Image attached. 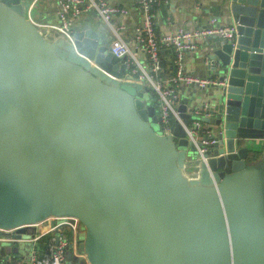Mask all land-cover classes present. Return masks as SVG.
<instances>
[{
  "label": "water",
  "instance_id": "water-1",
  "mask_svg": "<svg viewBox=\"0 0 264 264\" xmlns=\"http://www.w3.org/2000/svg\"><path fill=\"white\" fill-rule=\"evenodd\" d=\"M33 1L0 0V229L76 218L68 264H264V0H216L235 34L202 55L222 81L204 89L206 161L180 124L159 132L101 25L44 33ZM22 241L0 240V261L27 260Z\"/></svg>",
  "mask_w": 264,
  "mask_h": 264
},
{
  "label": "built area",
  "instance_id": "built-area-1",
  "mask_svg": "<svg viewBox=\"0 0 264 264\" xmlns=\"http://www.w3.org/2000/svg\"><path fill=\"white\" fill-rule=\"evenodd\" d=\"M166 1V0H165ZM155 0H134L138 16L133 27L132 41L124 39L121 31L126 29L124 21L114 20L115 16H127L129 9L122 5L111 3L109 0H57V23L55 29L72 39V31L78 17L85 12L95 11L111 28L115 38L110 44L111 52L122 59L126 73L131 79L141 82L147 87V92L152 95L150 104L154 105L160 117L158 130L172 137L176 124L184 130L186 141L194 146L193 157L206 161L204 156L209 144L215 140L214 132L201 119L207 115V104L191 103L187 105L190 117L185 123L178 109L183 97L180 96L179 86L185 84L204 90L222 81L217 77L196 76L186 72L184 63L185 54L197 51L201 39H207L212 34L223 38H233L235 26L219 22L217 15L211 14L207 23L197 28L179 27L171 32L158 33L154 26ZM206 41V40H205ZM141 51L142 57L138 55ZM165 53V56L162 54ZM167 63H166V62ZM209 58L203 57L204 64ZM37 224L43 226L36 234L25 237L26 232H17L13 229H0V240L17 243L19 239L31 241L32 248L27 260H20L19 264H67L66 253L71 249L72 255L79 256V232H83L81 223L73 217H52L50 225L48 219ZM35 225V224H34ZM71 231V234H68ZM35 232V230H34ZM33 232V233H34ZM42 232V233H40ZM19 233V237H17ZM45 241V250L36 254L35 244L42 235L48 234ZM0 264H5L0 261ZM84 264H89L84 258Z\"/></svg>",
  "mask_w": 264,
  "mask_h": 264
},
{
  "label": "crops",
  "instance_id": "crops-1",
  "mask_svg": "<svg viewBox=\"0 0 264 264\" xmlns=\"http://www.w3.org/2000/svg\"><path fill=\"white\" fill-rule=\"evenodd\" d=\"M109 2L122 5L129 9L130 12L127 16L118 15L114 17V20L124 21L126 23V29L121 31V34L126 41L131 42L133 37V27L138 19L134 7V0H109ZM215 3L216 0H155L153 3L155 30L158 33H164L174 31L179 27L192 29L203 26L207 23L211 14L217 15ZM30 17L44 33H51L52 28L55 27L58 19L57 0H34L30 9ZM222 22L232 24L231 22L225 20H222ZM84 23L95 28L98 25H101L103 30L102 32L106 35L105 42L108 46H110L111 42L115 38V35L109 25L98 14L97 18L95 17L93 10L81 14V16L76 20L74 28L81 26ZM205 40L206 39H201L197 51L185 54L184 63L188 74L196 76H207L211 74L203 64L202 55L206 51ZM138 55L140 57L143 56L141 51L138 52ZM179 93L181 97H189V102L191 103H202L207 98L205 90L185 84H181L179 86ZM50 222L51 218L48 219L49 225ZM31 227L35 230L34 234L43 228L41 224H35ZM48 235L49 233L42 235L40 237L41 239L35 244L37 255L44 252L46 244L45 241ZM12 263L19 264V261L15 260L14 262L12 261ZM9 264H11V262Z\"/></svg>",
  "mask_w": 264,
  "mask_h": 264
},
{
  "label": "rangeland",
  "instance_id": "rangeland-1",
  "mask_svg": "<svg viewBox=\"0 0 264 264\" xmlns=\"http://www.w3.org/2000/svg\"><path fill=\"white\" fill-rule=\"evenodd\" d=\"M173 138H174V140L177 139V137H173ZM175 142H176V140H175ZM190 156H193V155H190ZM30 234H31V231L29 233H25V237L30 236ZM68 234L70 235L71 234V231H68ZM83 234H84V232H79V237L81 239L83 237ZM4 242L6 243L7 241H4ZM26 242H30V241H22L21 243H19V245H21L22 247H24V249L26 248V245H27V252L29 254V251H30L31 246H29ZM68 251H71V249H68L67 250V253H69ZM67 253H66V257H67Z\"/></svg>",
  "mask_w": 264,
  "mask_h": 264
},
{
  "label": "trees",
  "instance_id": "trees-1",
  "mask_svg": "<svg viewBox=\"0 0 264 264\" xmlns=\"http://www.w3.org/2000/svg\"><path fill=\"white\" fill-rule=\"evenodd\" d=\"M165 56V53H162ZM166 62V61H165ZM167 63V62H166Z\"/></svg>",
  "mask_w": 264,
  "mask_h": 264
}]
</instances>
